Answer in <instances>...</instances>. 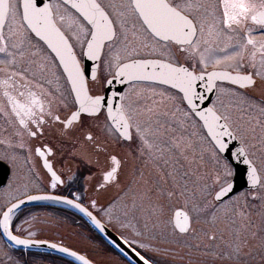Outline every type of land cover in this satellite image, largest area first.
Returning a JSON list of instances; mask_svg holds the SVG:
<instances>
[{
  "label": "snow or ice",
  "instance_id": "obj_1",
  "mask_svg": "<svg viewBox=\"0 0 264 264\" xmlns=\"http://www.w3.org/2000/svg\"><path fill=\"white\" fill-rule=\"evenodd\" d=\"M257 31L260 40L254 38ZM232 33L239 37L235 42H231ZM224 35L230 41L224 47L210 46V40ZM258 83L264 86V0L258 4L253 0H0V121L12 130L0 139V145L27 146L49 174L48 188L68 186L67 195H28L26 191L25 199L10 202L0 215V238L9 248L44 244L79 264H93L91 258L69 247L21 238L25 232L36 235L24 227L29 220L20 212L32 201H56L75 209L106 238L108 229L97 217H108L112 223L111 210L118 200L114 197L100 204L91 199L85 205L80 189L72 187L74 176L65 181L50 162L53 149L44 137L52 133L67 137L78 147L72 155L88 166L94 163L92 154L97 164L104 157L106 166L97 191L121 182L126 161L112 145L138 142L141 158L168 154L179 164L181 157L187 159L190 141L182 136L163 139L159 119L167 113H161L155 100L151 105L141 103L157 95L163 98L158 88L174 91L167 97L175 108L173 116L181 113L184 121L199 124L218 167L211 175L195 179L194 173L182 172L180 179L174 177L171 190L148 188L140 199L147 197L151 202L155 195L152 206L160 216L165 200L185 199L190 210L177 211L166 222L174 235L197 239L194 220L202 215L211 216L213 227L218 223L234 226L235 217L240 216L247 220L243 226L247 233L251 219L238 211L241 200L244 207L250 200H260L264 207V157L259 165L256 162L257 152L264 153V99L256 108L255 98L248 95ZM114 84L123 90H115ZM147 91L151 97L145 96ZM224 94L241 97V104L256 108L259 118L250 117L255 119L250 128L234 127L227 108L217 107L218 103L223 107L219 96ZM257 126L260 137L256 144H249L246 132L255 137ZM224 137L240 143L232 155L245 165L247 187L238 194H234L231 165H221L218 158L226 147ZM140 179L149 183L143 172ZM205 235L209 241L217 239L215 232ZM231 236L229 255L239 258L246 236L235 228ZM108 243L127 256L115 240ZM123 243L140 264H155L138 250L149 249L143 241L124 239Z\"/></svg>",
  "mask_w": 264,
  "mask_h": 264
},
{
  "label": "rangeland",
  "instance_id": "obj_2",
  "mask_svg": "<svg viewBox=\"0 0 264 264\" xmlns=\"http://www.w3.org/2000/svg\"><path fill=\"white\" fill-rule=\"evenodd\" d=\"M226 36L227 35L220 37L219 47L225 43ZM209 66L212 65L209 64ZM139 87L147 89L149 86L140 85ZM156 92H164V97L162 98L159 95L151 97V92L147 91L145 92V96L151 98L142 100L141 103L151 105L153 100H155L161 113H167V115H161L159 119V127L161 133L163 134L162 138L169 139L170 137L182 136L186 140L190 141L191 148L185 154L187 159H184L183 157L180 158L179 171L177 173L170 175L164 172L163 176H160V173H158L155 169V162L161 159H163L165 162V160H169V155L165 154L163 157H161L159 154H157L155 158L149 157L147 155L146 164L149 165L151 162L154 163V170H151V167H149L148 170V167H146L144 171V178L149 181L148 184H145L143 180L140 179V175L136 170L134 172L132 171L129 175V172L125 169L121 176L120 185L115 184V186L110 187L108 190L99 192L97 196L93 198L97 199L100 204H105L110 200L112 195L118 197L117 204L111 210L112 223L107 222L108 217H100V219L105 221L112 229L121 234L125 239L129 241L135 239L137 244L143 241L149 246V249L143 250L148 252V254L153 256V258L161 264H193L198 262H203L204 264H220L221 260H223L222 256H204L195 250L192 252V248L184 247V244L188 238H191V245H204L208 241L205 233L211 235L213 232H215L217 239L213 241L215 244L212 245L211 248H214L215 250L220 248L223 249L226 248V246L224 247V240H232L231 231L233 228L241 230V234L246 236L247 243L242 247L241 251L247 252L258 250L260 256L256 259H259V261L261 260V263H264V207H261L260 200H250L247 207H244V202L241 200L240 206L238 207V211H244L251 219V228L247 233L243 231V226L247 224V220L241 219L240 216L235 217L234 226H226L223 223H218L215 227H213L212 223L210 222L211 216L202 215L194 220V226L197 230L198 236L197 239H194L192 236L188 237L174 235L170 226H168L166 223L167 220L171 218V213L174 208L180 206L186 211L190 210L189 204L186 203L183 197L175 196L170 201L165 200V208L162 216H160L153 209L152 205L157 199L155 195L151 196V202L147 197L143 200L140 199V197L144 195L148 188L156 189L158 187L171 190L174 184V177L177 180L180 179V173L182 172L188 171L194 173L192 178L195 179V177L198 175H211L217 170L218 167L216 161L213 158V147H211L209 142L203 139V133L200 131L197 124L193 126L192 121H184L181 113H176V115L173 116L175 108L172 102L167 99V97L173 95L174 91H165L164 89L158 88L156 89ZM233 100L234 95H220L219 101H222L223 107L220 103L217 104V107L220 108L221 111H224L227 106L229 110L231 107L230 102ZM235 107L236 106H232V108ZM245 109L251 108L245 106ZM231 110L235 113L233 114L234 127L240 126L241 128L247 130L252 124L255 123V119L250 120V117H254V113H249L246 111L242 112V110L239 109ZM260 134L261 129H258V126L256 127L255 137H253L252 134L246 132L247 142L249 144H256ZM128 146V144H122V146H119L116 148V150L120 152L121 156L126 158ZM133 146H139L138 142L133 144ZM262 157H264V153L257 152L256 161L261 162ZM138 158L139 160L134 159V163H138L136 169L141 166L142 163L140 162V156ZM218 158L221 165L226 162L220 155H218ZM8 160H10L9 162L14 168V172L18 174L20 172H17L16 170L19 167L18 160L12 158ZM205 163H207V170L205 168ZM181 165H183V167H181ZM16 174H12L7 186L0 189V212L5 203L18 193L12 189L14 187L13 182L15 180ZM24 175H27V172H24ZM24 175L22 174V176ZM132 176L134 191L132 190V192L128 193V190L126 189L129 188V185L131 184ZM122 188L127 192L121 191ZM130 197L131 202L129 201ZM90 200L91 199L88 201ZM208 200H211L210 196L208 197ZM134 201L135 208H133ZM26 212H28V214H25L24 217L28 218L29 223L24 225V227L30 228L31 231L35 232V237L49 238L63 243L72 244L77 247L82 246L83 242L85 244V239H81L79 234L74 236L68 235V233H76L74 227L67 225L65 216L59 215L58 212L53 210L51 207L36 206L29 208ZM145 225H147V227H145ZM252 232L256 233L254 237L251 235ZM136 233H140V235H136ZM24 234L27 235V232ZM220 244H222L221 247ZM229 247L231 248L230 243ZM207 255H210V253ZM95 256L98 262H103L104 264H128L126 261L121 260L114 254L109 256ZM53 259L54 260H52V263H48L46 261L41 262L37 260L35 264H65V262L59 259H57V262L55 257H53ZM210 259L212 260L209 262ZM0 264L28 263L24 261L23 257L20 256L18 252L9 248L0 238Z\"/></svg>",
  "mask_w": 264,
  "mask_h": 264
},
{
  "label": "flooded vegetation",
  "instance_id": "obj_3",
  "mask_svg": "<svg viewBox=\"0 0 264 264\" xmlns=\"http://www.w3.org/2000/svg\"><path fill=\"white\" fill-rule=\"evenodd\" d=\"M253 2L255 3H259L260 0H253ZM5 32H7V30L5 29ZM232 41L231 42H235L236 40L239 39V37L235 34L232 33ZM254 38L256 40H260L261 39V33H259L258 31L255 32L254 34ZM230 41L228 40L227 36L225 37V43H229ZM225 43L221 46L224 47ZM220 45V38L219 39H212L210 40V46L212 47H216ZM212 69V66H208V70ZM252 92V93H251ZM248 95L249 97H254L255 98V104H256V108H258L259 105V101L261 99H264V86H261L259 83L257 85L256 88L253 89H249L248 90ZM242 98L237 96H234V100L230 102L231 107L228 110V107L226 106L229 114H231V120L233 122L234 119V111H232L231 109H239L242 110V112L246 111L249 113H254V117L255 118H259L258 112L256 110V108H251V109H245V106L248 107L247 104H240V101ZM251 102V101H250ZM232 106H236L235 108H232ZM231 111V112H230ZM239 112V111H236ZM103 118H101L102 120ZM93 123H96L95 121H93ZM234 125V123H233ZM258 129H261L258 126ZM95 130V129H94ZM11 129L7 128L2 121H0V139H3L4 137L8 136L11 133ZM165 140H167V138H164ZM44 140H47L48 145L53 149V155L50 157V162L54 165L55 170L58 173H63V179L65 181H67V178L69 176H74L75 178V182L72 184L73 188H79L81 193L83 194L84 197V204L87 205V203L89 202V199H93L95 198V196H97V194L101 191H97L96 189V185L100 180V173L104 170L105 166H106V162L103 156L99 157V163H95V161L97 160V157L95 156V154H92V158H93V165L92 166H88L85 165L83 163V161L79 158V156H73L72 153L78 150V147H74L71 143V141L67 138V137H61L58 134L52 133V134H46L44 137ZM43 142V141H40ZM38 142L37 141H32L33 145H36ZM122 146V145H120ZM113 148L116 147L115 145H112ZM139 146H133V144L131 146H128L127 148V157L124 158L123 156L122 159H124L126 161L125 165H124V169L121 173V176L123 174V172L125 171V169L129 172V175L131 174V172L133 171H137V173L140 175L141 172H143L146 169V167H151V170H154V163L151 162V164H146L147 163V154H145L143 156V159L140 157V162L141 166H139L137 169V165L138 163H134V159L139 160V151H138ZM117 151V150H116ZM139 155H138V154ZM17 159L19 162V167L17 170L20 171L18 174H16L14 172V168L11 165V163L9 162L10 160L8 159ZM27 158V162L26 159ZM0 159L6 161V163L9 166V173L7 176V179L5 181V184L0 188H4L7 186L12 174H16L15 180L13 182L14 187L12 189H14V191H17L18 193L15 194V196L13 198H11L9 201H7L5 203V205L3 206V208L10 203L11 201L17 199V198H21L23 196H25V192L27 191V194H32V193H54V194H59V195H67L68 192V186H64V187H58L56 190H52L50 188L47 187L48 183H49V174L47 173V171L43 168L42 166V161L37 158L35 156L34 153H29L27 146L24 149H13V148H7L3 145H0ZM139 162V161H138ZM257 164L259 165L260 162L256 161ZM207 163H205V168L207 170ZM32 168L34 169L33 172H29V169ZM155 169L158 173H160V176H163L164 172L166 174H173V173H177L179 171V164H175L173 162V160H168V163L165 164L164 160H157L155 162ZM183 169V168H181ZM24 172H27V175H24ZM22 174L24 176H22ZM88 177H91V179H88ZM115 186V184H112L110 187ZM110 187H106L104 189L108 190ZM133 176L131 178V184L129 185V188H127L126 190H128V193L132 192L133 190ZM125 190V191H126ZM103 191V190H102ZM124 191V192H125ZM134 191V190H133ZM243 191V190H241ZM127 192V191H126ZM115 197V195H112V197L110 198L113 199ZM129 201L131 202V197L129 198ZM36 206H48L50 207V205H47L45 202H41V203H33L31 205H27L24 206L20 212L21 214L24 216L25 214L27 215L28 212L27 209L29 208H33ZM57 207H62V206H57ZM2 208V209H3ZM2 211V210H1ZM77 220L76 221H80L83 222L84 219L81 218V216L77 215ZM20 234V233H18ZM21 235V234H20ZM23 236H28L26 234H22ZM30 237H34V236H30ZM1 240L3 241V238H1ZM4 242V241H3ZM229 242L230 240L226 239L224 240V247L226 246V248L223 249H218L215 250L214 248H211L212 245H214L215 243H213V241H207L204 245H201L200 248H195V247H190L189 245H191V238H188V240L186 241V243L184 244V247H188V248H192V252L195 250L197 252H199L201 255L204 256H212V257H217L222 256L223 260H221L220 264H264L261 263V260L259 261L260 254L258 250H253V251H241V254L239 256V258H235L234 256H230L229 253L231 252V248L229 247ZM193 245V244H192ZM222 244H220L221 247ZM19 252H21V250H17ZM208 253H210V255H207ZM27 258H28V264H35L36 263V251L34 250H23V253ZM45 256V259L43 261H46L49 263L50 261V255L48 253H43ZM212 259L209 260V262ZM197 262V261H196ZM193 264H204L203 262H198V263H193Z\"/></svg>",
  "mask_w": 264,
  "mask_h": 264
},
{
  "label": "water",
  "instance_id": "obj_4",
  "mask_svg": "<svg viewBox=\"0 0 264 264\" xmlns=\"http://www.w3.org/2000/svg\"><path fill=\"white\" fill-rule=\"evenodd\" d=\"M212 70V69H210ZM113 88L117 91H122L123 90V86L119 85V84H114L113 85ZM109 94H110V91H109ZM208 95H212V94H208ZM224 142H225V149L223 152H219L221 154V156L223 158H225L228 163L231 165L232 169H233V172H234V178H233V184H234V188H235V193L243 188H246L247 185H246V168H245V165H243L242 162L236 160L233 158V152L236 151V149L240 146V143L237 140H232L230 137H224ZM8 176V165L0 160V187L5 183V180ZM29 195H58V194H53V193H33V194H29ZM19 199H25V196L24 197H21ZM16 200H14L13 202H15ZM35 202H53V203H58L56 201H32V202H28L26 203L25 205L23 206H26V205H29V204H32V203H35ZM58 204H61V203H58ZM61 205H64V204H61ZM8 206V205H7ZM22 206V207H23ZM66 207H69L67 205H64ZM6 208V207H5ZM4 208V209H5ZM70 208V207H69ZM72 209V208H71ZM75 210V209H73ZM76 211V210H75ZM177 211H181V212H185L182 208H176L173 210L172 212V217L174 216V214L177 212ZM77 212V211H76ZM80 214V213H79ZM2 215V213H1ZM81 215V214H80ZM85 219L87 220V218L85 217ZM99 219V218H98ZM106 228L108 229V233L109 235H107V237H102L101 234L95 229V231L97 233L100 234V236L102 238H104L107 242L109 240H115L118 244H120V246L123 248L124 252L127 253V256H125L124 254H122L118 249L114 248L111 244V246L121 255L123 256L128 262H130L131 264H140V262L138 261V258L134 255V253L131 251V248L129 247L128 244H124L123 241L124 239L122 237H120L117 233H115L112 229H110L106 224H105ZM22 239H31V240H36V241H47L48 243H55V242H52V241H49V240H44V239H35V238H26V237H23L21 236ZM58 245L60 246H64V245H61L59 243H57ZM14 247H19V248H24V246H14ZM67 247V246H65ZM28 248H35V249H39V250H46V251H52V252H55V253H58V254H61V255H64V256H67L63 253H60L56 250H53L51 248H48L46 245L44 244H40L39 246L37 245H32ZM71 249V248H70ZM73 250V249H71ZM79 253V252H78ZM80 255H83L81 253H79ZM71 259H73L72 257L70 256H67ZM87 258V257H86ZM74 260V259H73ZM77 262V261H76ZM79 263V262H78ZM94 264V263H93Z\"/></svg>",
  "mask_w": 264,
  "mask_h": 264
},
{
  "label": "trees",
  "instance_id": "obj_5",
  "mask_svg": "<svg viewBox=\"0 0 264 264\" xmlns=\"http://www.w3.org/2000/svg\"><path fill=\"white\" fill-rule=\"evenodd\" d=\"M50 207L53 210H55L56 212H58L59 215L65 216L67 225H71V227L72 226L74 227V230L76 231V233L75 234L68 233L69 236H74V235L79 234L81 239H83V240L85 239V244L83 242L82 246L77 247V246H74L72 244H67V243H65V244L85 253L87 256L92 258L96 263L104 264L103 262H98L95 258L96 257L95 255L109 256V255H111L110 252L113 251L111 249V247L90 227V225L87 222L76 221L78 216L75 213H73L70 210L63 208V207H57V206H50ZM71 239H72V237H71ZM73 243H75V242H73ZM141 252L143 254H145L146 256H149L146 253H144L143 251H141ZM51 255H53L55 257H61V256L56 255V254H51ZM149 257H151V256H149ZM62 258H64V257L62 256L61 259ZM152 259H153V257H152ZM66 260H67L66 264H77L76 262H74L71 259L66 258ZM153 260L155 261V263L160 264L155 259H153Z\"/></svg>",
  "mask_w": 264,
  "mask_h": 264
}]
</instances>
